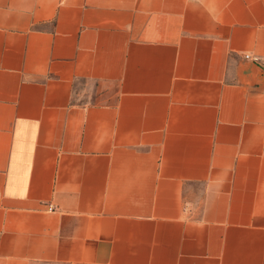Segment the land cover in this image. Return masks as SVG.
Returning a JSON list of instances; mask_svg holds the SVG:
<instances>
[{
    "label": "crops",
    "instance_id": "crops-1",
    "mask_svg": "<svg viewBox=\"0 0 264 264\" xmlns=\"http://www.w3.org/2000/svg\"><path fill=\"white\" fill-rule=\"evenodd\" d=\"M0 264H264V0H0Z\"/></svg>",
    "mask_w": 264,
    "mask_h": 264
},
{
    "label": "built area",
    "instance_id": "built-area-1",
    "mask_svg": "<svg viewBox=\"0 0 264 264\" xmlns=\"http://www.w3.org/2000/svg\"><path fill=\"white\" fill-rule=\"evenodd\" d=\"M247 58H250V56H246ZM254 61H256V59H254Z\"/></svg>",
    "mask_w": 264,
    "mask_h": 264
}]
</instances>
